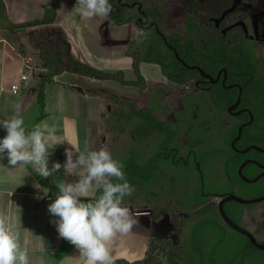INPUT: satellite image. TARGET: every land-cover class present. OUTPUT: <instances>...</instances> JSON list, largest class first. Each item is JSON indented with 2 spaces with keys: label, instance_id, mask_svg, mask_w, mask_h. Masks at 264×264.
Returning a JSON list of instances; mask_svg holds the SVG:
<instances>
[{
  "label": "flooded vegetation",
  "instance_id": "af4514ba",
  "mask_svg": "<svg viewBox=\"0 0 264 264\" xmlns=\"http://www.w3.org/2000/svg\"><path fill=\"white\" fill-rule=\"evenodd\" d=\"M207 2H211L212 13L202 20V8ZM169 5L173 22H180L191 14L206 25L203 30H217L222 34L240 31L261 45L264 52V40L259 38L260 31L264 32V1L170 0ZM147 23L142 22V25ZM170 28L178 26L173 23ZM235 60L245 61L246 58ZM192 70H197L198 74L185 84H177L182 87L177 104L168 102V93L166 105L158 108L151 120L145 115L152 110L151 87L141 91V97L146 93L142 103L140 98L132 99L144 111L139 117L137 140L138 190L142 206L139 211L160 221L161 227L175 231L178 229L176 214H187L182 209L216 211L219 221L228 225L220 212L224 198L252 199L264 194V77L256 72L243 73L239 77L241 82L232 81L225 67L215 74L203 69L210 77L198 69ZM166 81L170 80L166 78L159 84L165 85ZM111 103L114 108L107 115L120 108ZM117 138L111 133L105 137L107 151L111 154L122 147L123 137ZM148 190L166 195L151 199ZM239 205L244 207L241 209ZM223 207L235 223L264 242V201L241 204L229 199ZM256 208H260L257 217L252 213ZM152 209L172 211L162 213L157 219ZM169 234L172 236L171 231Z\"/></svg>",
  "mask_w": 264,
  "mask_h": 264
},
{
  "label": "crops",
  "instance_id": "0c3cea01",
  "mask_svg": "<svg viewBox=\"0 0 264 264\" xmlns=\"http://www.w3.org/2000/svg\"><path fill=\"white\" fill-rule=\"evenodd\" d=\"M10 19L22 24L40 18L53 0H4ZM56 25L61 26L71 44L73 55L81 62L110 73L124 72L127 80H136L133 60L128 55V44L138 34L127 25L126 35L117 36L120 28L110 17H85L81 6L72 0H62L58 6ZM35 28L15 32L0 27V120L11 117L17 111L23 116L26 131L32 128L41 115L37 98L38 76L45 74L37 48L32 44L31 34ZM138 31V30H137ZM114 49L120 52L114 59ZM155 64L141 63L148 87L164 83L149 80L146 71ZM159 67V66H158ZM160 68V67H159ZM26 74L24 80L22 76ZM21 85L14 92L13 85ZM97 92L110 93L115 97L138 100L140 89L124 86L108 80L65 72L47 85V116L38 124L53 130L49 146L48 167L67 161L66 150L73 152V160L79 151L107 150L103 133L104 116L114 105ZM7 135L0 126V139ZM79 177L69 174L62 167L58 172L44 178L35 172L32 164H9L7 153L0 154V216L7 218L8 225L20 233V244L26 249L29 264H85L79 250L59 236L55 221L59 218L48 211L56 197L49 195V186L78 182ZM96 192L93 194V196ZM88 202L87 199H82ZM132 213H140L143 225H151V216L124 205ZM139 229L135 226L129 233L117 235L110 244L112 260H139L133 241H138ZM151 238H149L150 240ZM158 241V240H157ZM149 243V242H148ZM148 248V246H147ZM147 251V250H146Z\"/></svg>",
  "mask_w": 264,
  "mask_h": 264
},
{
  "label": "trees",
  "instance_id": "16d2710c",
  "mask_svg": "<svg viewBox=\"0 0 264 264\" xmlns=\"http://www.w3.org/2000/svg\"><path fill=\"white\" fill-rule=\"evenodd\" d=\"M61 1L53 0L40 18L16 24L10 19L4 0H0V27L15 32L35 28L30 38L37 48L41 67L46 70L45 74L37 77V98L41 115L35 125L47 116V85L65 72L114 81L124 86L136 87L141 91L148 87L146 77L140 69L141 63L158 65L164 77L176 84H185L195 77L198 71L183 65L175 52L168 47L156 26L189 65H199L213 74L225 67L232 81L240 80L241 74L250 72L262 74L264 77V52L261 45L251 41L240 31L232 30L222 34L217 30H203L206 25L191 14L186 15L180 22H173L170 0H109L112 11L108 17L117 25L133 24L138 29V34L129 42L127 51L133 60L137 79L127 80L124 72H106L79 61L73 55L66 32L61 26L56 25ZM72 1L77 3V0ZM126 3L132 6L125 5ZM145 16L148 18V23L143 26L140 18ZM152 23L154 25H151ZM173 23L178 28L171 29ZM141 31L146 33V38L140 35ZM238 57L246 60L236 61L235 58ZM150 93L152 110L145 115L148 114L151 120L155 111L166 105L165 100L169 91L165 85L158 84L151 87ZM97 94L120 106L111 115L104 116L103 133L104 137L110 133L116 139L118 136L123 137L122 147L117 148L111 155L113 159L123 163L125 177L134 188L132 195L124 198V205L141 210L137 140L139 117L144 111L140 110L132 99L115 97L104 92ZM34 126L27 131L33 130ZM48 188L51 197L59 194L58 186L53 185ZM100 194L96 192L94 196L98 197ZM147 195L154 199L157 196L163 197L166 193L155 194L149 193L148 190ZM239 206L242 209L243 205ZM152 211L154 217L159 219L162 213L172 209H152ZM181 211L187 214H176L178 229L175 236L167 237L163 241L151 238L143 259L136 261L117 259L113 264H264V250L255 247L246 235L219 221L216 211L213 213L204 209L196 212L191 208Z\"/></svg>",
  "mask_w": 264,
  "mask_h": 264
},
{
  "label": "clouds",
  "instance_id": "9594fccd",
  "mask_svg": "<svg viewBox=\"0 0 264 264\" xmlns=\"http://www.w3.org/2000/svg\"><path fill=\"white\" fill-rule=\"evenodd\" d=\"M83 16L107 18L112 11L109 0H77ZM146 38V33L140 32ZM7 135L0 139V154L7 153L9 164H32L35 172L44 178L62 167L79 177L78 182L58 185L59 194L48 206V211L59 219L55 221L61 238L74 245L85 264H113L110 244L117 235L129 233L139 220L124 206V198L134 192L123 172L122 162L113 159L104 148L96 151L73 152L66 150L67 161L48 167L53 130L37 124L26 131L23 116L16 114L0 120ZM95 192L101 194L93 196ZM87 198L88 202H83ZM0 264H29L26 249L20 244V233L0 216Z\"/></svg>",
  "mask_w": 264,
  "mask_h": 264
},
{
  "label": "rangeland",
  "instance_id": "374dc122",
  "mask_svg": "<svg viewBox=\"0 0 264 264\" xmlns=\"http://www.w3.org/2000/svg\"><path fill=\"white\" fill-rule=\"evenodd\" d=\"M264 1V0H261ZM211 2H207L205 3V7L202 8V16L201 19L204 20L207 18V16L212 13V7H211ZM260 24L262 23V20H259ZM120 28H122L119 32H116L115 34H117V36H125L126 35V29H124L123 27H126L125 25H118ZM128 28H130L134 33H137L138 29L134 26V25H127ZM259 38L264 40V32L260 31L259 33ZM118 52H120V49H114V59L117 57L116 55L118 54ZM152 69L149 71H146V74L148 75L147 77L149 78V80H164V75L162 74L160 68L158 66H151ZM165 85L167 86L168 90H169V99L168 102L171 104H177V98L180 95L181 91H182V87L170 82V81H166ZM144 97H146V93L143 94V96H140V103H142V100L144 99ZM252 213L254 214V216H258V213H260V208L259 209H255L252 211ZM138 220L139 223L136 225L139 229V233H138V241L136 242V240L133 241V245L136 244L137 247H135L137 249V254H138V259H143L145 257L146 254V250H147V246H148V242H149V238H154L158 241H163L165 240L167 237H170L169 233L171 231L172 235L176 233L175 230H170V227L168 228H163L160 226V221L158 220H154L151 219V225L150 226H145L143 225V221H142V217L140 213H132ZM149 215V214H148ZM150 216V215H149ZM151 218V217H150ZM258 219V218H257ZM250 226L252 227V225L250 224Z\"/></svg>",
  "mask_w": 264,
  "mask_h": 264
},
{
  "label": "water",
  "instance_id": "95a60500",
  "mask_svg": "<svg viewBox=\"0 0 264 264\" xmlns=\"http://www.w3.org/2000/svg\"><path fill=\"white\" fill-rule=\"evenodd\" d=\"M125 5L132 6V5L128 4V3H126ZM133 5H135V3H134ZM141 7H142V6L140 5V8H141ZM142 13L145 15V12H144V11H142ZM147 21H148V18H147L146 16H145V18H140V22H141V23H142V22H147ZM151 25H153V23H152ZM157 31H158V32L164 37V40L166 41L168 47L171 48V49L175 52L177 58L183 63V65H184L185 67H187L188 69H198L201 73H203V75H205V76H207V77H210V75L206 74L205 71H204L201 67H199V66H197V65H189L188 63H186V61L183 60V59L180 57L178 51H177L172 45H170V44L168 43L166 36L164 35V33H162V32L160 31V29H159L158 26H157ZM225 72H226V70H225ZM221 73H222V71L219 72V76L221 75ZM245 125H246V124H244V125L241 126V128H240V134L242 133L243 127H244ZM239 137H240V135L237 137V139H239ZM242 167H243V166H242ZM241 172H242V168H241ZM248 181H250V180H248ZM253 181H254V180H253ZM229 199H234V200H236L237 202H239V203H241V204L257 203V202L264 201V194H263L262 196H260V197L252 198V199H246V198H243V197H240V196H229V197L224 198V199L220 202V212H221V214H222L224 220L228 223V225H230V227H232L234 230H236V231H238V232H240V233L246 235V236L250 239L251 243H252L255 247L264 250V242H260V241L257 239V237H256V236H255L250 230L246 229L245 227H242V226L238 225L237 223H235V222H234V221L228 216V214L226 213V211H225V209H224V207H223V204H224L225 201H227V200H229Z\"/></svg>",
  "mask_w": 264,
  "mask_h": 264
},
{
  "label": "built area",
  "instance_id": "2783aa9c",
  "mask_svg": "<svg viewBox=\"0 0 264 264\" xmlns=\"http://www.w3.org/2000/svg\"><path fill=\"white\" fill-rule=\"evenodd\" d=\"M27 78V75L26 74H24L23 76H22V79H26ZM21 89V85H19V84H15V85H13V90H14V92H19V90Z\"/></svg>",
  "mask_w": 264,
  "mask_h": 264
}]
</instances>
